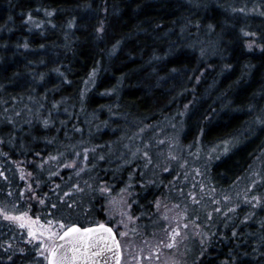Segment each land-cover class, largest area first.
<instances>
[{
	"label": "trees",
	"instance_id": "obj_1",
	"mask_svg": "<svg viewBox=\"0 0 264 264\" xmlns=\"http://www.w3.org/2000/svg\"><path fill=\"white\" fill-rule=\"evenodd\" d=\"M122 201L181 264H264V0H0V207ZM25 238L0 214V264H46Z\"/></svg>",
	"mask_w": 264,
	"mask_h": 264
},
{
	"label": "rangeland",
	"instance_id": "obj_2",
	"mask_svg": "<svg viewBox=\"0 0 264 264\" xmlns=\"http://www.w3.org/2000/svg\"><path fill=\"white\" fill-rule=\"evenodd\" d=\"M249 43L253 45L254 41L251 40ZM22 173L25 174V171ZM122 204L123 205L119 210L121 214L120 221L115 222L112 225L116 229L120 239L121 248L123 250V264H181L183 260L186 259L180 255L179 251L180 243L185 242L184 228L180 225V220H175V222L172 221L170 224L172 228L165 233H161L162 235L158 236L159 238L150 237L149 240H146L145 242H138L132 236V233L136 228L135 221L137 217L133 216L131 210L127 208L129 205H127L125 201H122ZM11 214L16 216L24 214L20 221L4 218L17 225L26 233V238L24 240L32 244L33 253L35 254L36 252L40 259L44 258V261L47 262L49 253L43 245L50 242L49 237L46 235L47 231L49 228L55 229L56 225L50 224L47 221L44 222L40 217L33 216L28 211ZM30 231H35L36 235H39L41 239L37 240L35 239V236H29L28 233ZM121 233L124 234L121 235ZM163 247L166 249L171 248L172 251L166 253V250ZM41 252H45V255H41Z\"/></svg>",
	"mask_w": 264,
	"mask_h": 264
},
{
	"label": "snow or ice",
	"instance_id": "obj_3",
	"mask_svg": "<svg viewBox=\"0 0 264 264\" xmlns=\"http://www.w3.org/2000/svg\"><path fill=\"white\" fill-rule=\"evenodd\" d=\"M49 15H51V13H49ZM28 18L29 20L32 19L31 14H29ZM100 31H103V28H101ZM248 46L252 47V44L250 43ZM226 150L227 149H225V151ZM21 175L23 176V173H21ZM103 190L110 191V189ZM65 195L68 194L65 193ZM0 214H3L6 219L16 221L22 220L24 216V214L20 216L9 214L5 212L3 208H0ZM49 223L56 225L55 229L49 228L47 231L46 235L49 237L50 242L43 245L49 253L50 264H82V262L87 261H91V264H97L96 258L100 257L101 252H110L113 247L117 252L120 251L119 241L115 239L113 229L103 223L97 225V227L104 229L109 234V236L104 237V239H111V245L104 244L102 246L98 243L97 241L100 238L90 235L94 232L93 228H80V226L76 224L65 226L63 221H50ZM123 234L124 233H121V235ZM28 235L35 236L37 240L41 239L39 235H36L35 231H30ZM93 249L96 250L93 251ZM20 251H24V249H20ZM40 254L45 255V252H41ZM113 255L115 258L114 253ZM9 259H11V257H9Z\"/></svg>",
	"mask_w": 264,
	"mask_h": 264
},
{
	"label": "water",
	"instance_id": "obj_4",
	"mask_svg": "<svg viewBox=\"0 0 264 264\" xmlns=\"http://www.w3.org/2000/svg\"><path fill=\"white\" fill-rule=\"evenodd\" d=\"M101 223H103V224H105L108 227H111L113 229V232L115 233V239L119 241L120 251L117 252L116 249L113 247L110 252L109 251L101 252L100 257L96 258L97 264H123V261H122V259H123V250L121 248L120 239L118 237L116 229L113 227L112 224L110 225L109 223H106V222L91 223L89 225H82L80 223H78V224L77 223H72V224L79 225L80 228H93L94 232L91 233L90 235L93 236V237H99L100 239L97 241L98 243H100L102 246L104 244L111 245L112 244V240L111 239H108V240L104 239V237H108L109 234L104 229H100V228L97 227V225H99ZM72 224H68L67 226H71ZM95 250L96 249H93V251H95ZM113 253L115 254V258H114ZM46 264H50L49 255H48ZM82 264H91V261L82 262Z\"/></svg>",
	"mask_w": 264,
	"mask_h": 264
}]
</instances>
